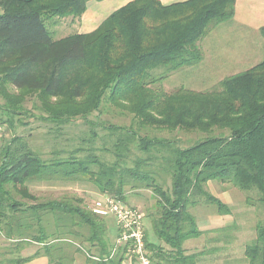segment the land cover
<instances>
[{
    "label": "trees",
    "instance_id": "1",
    "mask_svg": "<svg viewBox=\"0 0 264 264\" xmlns=\"http://www.w3.org/2000/svg\"><path fill=\"white\" fill-rule=\"evenodd\" d=\"M89 1L0 0V86L36 95L41 103L37 109L58 131L78 119L89 126L79 138L80 146L64 156L55 152L43 159L21 137L0 149V232L7 239L41 244L30 258L10 264L37 256L48 257L51 264H76L77 256L85 257L83 264L127 260L129 245L113 254L105 217L96 214L95 207L89 210L82 199L69 196L39 202L27 186L83 179L121 203L128 189L153 193L158 212L150 219L156 242L144 232L148 264H200L215 258L222 251L218 246L187 254L184 244L204 235L190 209L203 199L219 214L232 215L229 205L207 191L210 181L244 194L249 208H264V59L210 92H167L162 84L202 61V40L234 18L236 0L167 6L159 0H134L95 31L55 40L46 24L66 18L80 21ZM260 33L264 37V27ZM5 96L6 121L13 122L10 117L19 113L23 99ZM104 107L128 113L132 125L105 128L90 121ZM97 128L116 135L112 150L107 141L95 146ZM162 131L205 137L183 146L156 134ZM98 152L110 154L113 161ZM132 153L142 156L131 158ZM13 191L33 204L15 200ZM238 228L236 221L213 232L228 241ZM86 243L89 252L83 248ZM244 255L247 264H264V223L256 227Z\"/></svg>",
    "mask_w": 264,
    "mask_h": 264
},
{
    "label": "rangeland",
    "instance_id": "2",
    "mask_svg": "<svg viewBox=\"0 0 264 264\" xmlns=\"http://www.w3.org/2000/svg\"><path fill=\"white\" fill-rule=\"evenodd\" d=\"M96 2V1H95ZM1 13V10H0ZM107 15V14H106ZM79 21L72 22L70 18H66L59 21H50L46 24L48 30L52 32V36L55 40L76 34L79 32ZM234 20H229L217 25L219 27L216 30H220L217 39L211 41L202 40L200 46L203 52L202 61L197 66L184 68L174 74H172L163 84L162 87L165 91L171 92L179 88L193 90L197 92H210L218 89L225 79L242 73L248 69L259 64L264 59V37L260 32H253V39L249 43H243L242 48L240 45V39L234 37L235 30L231 27H238ZM215 27V28H216ZM214 28V29H215ZM224 34L226 36L224 41ZM209 35V34H208ZM208 41V43H207ZM203 43V44H202ZM226 44L229 49L226 50ZM246 45H248L249 52L252 51V56H243L246 51ZM244 47V48H243ZM242 61H244L242 63ZM20 95L23 102L20 104L21 109H18L17 115H11L13 122H7L8 115L6 114V96L5 95ZM0 120L3 127V135L0 140V149L8 145L11 140L16 137H21L31 148L43 159H50L55 152H61L60 155L64 156L63 152L71 151L80 146L79 138L87 133L89 126H87L83 120H76L75 125L66 126L58 131L54 125L47 122L46 117L41 115V112L37 109L40 108L41 103L38 97L34 94L27 92H16L12 88H3L0 86ZM90 121L98 123L99 126L105 128L114 125L118 127L131 126L132 116L126 112L118 110L116 108L104 107L100 114L94 113L90 117ZM98 140H96V147L101 148L104 143L110 150L113 149V145L116 142V135L110 133V131L97 128ZM158 136L165 137L170 140H179L183 146L194 140L205 137L203 134L187 133L176 131L169 133L167 131L156 132ZM105 141V142H104ZM85 145H81L84 147ZM105 160L113 161V157L106 152H98ZM131 158L134 156H142L139 153H132ZM28 188L30 193L37 197L39 202H46L51 200H60L63 197H76L82 199L84 205L91 210L96 207L98 203L105 204L107 197H104L98 189L86 179L73 182H59V183H41L32 182L29 183ZM207 191L213 196L219 198L224 204H228L232 209V221H238L239 228L232 232V237L228 241L224 239V235L213 232V226H208L203 231L201 226H207L203 223L207 221L210 216L218 214L216 207L210 204H206L203 199L195 207L190 209V212L195 217L199 229L204 232V235L200 238L187 241L185 248L187 254L202 249H210L211 247L218 246L222 251H218L215 258L203 259L200 264H247L245 259L244 250L255 237L256 227L258 224L264 223V208L257 206V208H249L245 202V195L237 191L234 188L222 184L218 181H210L207 184ZM12 197L27 205L33 203L23 201L16 192H12ZM125 200L122 205L137 210L142 216V222L144 229L149 237L150 241H155L152 236L151 219L158 212L156 199L150 190H130L128 189L125 195ZM96 204V205H95ZM108 227V236L111 244L116 246L119 243L118 228L114 215H108L104 218ZM210 225V224H209ZM54 228L50 229L53 232ZM229 234V233H228ZM236 235V237H234ZM7 239L5 232H0V262L25 258L35 254L41 248V244L27 243L21 241V239ZM213 238H221L222 242L213 244L211 241ZM229 244V245H227ZM165 246L164 244H161ZM78 247V244H75ZM120 246V245H119ZM124 247V246H123ZM85 251L89 252L90 244H83ZM166 249L169 247L165 246ZM115 249L113 254H115ZM93 252V251H92ZM13 254V257H11ZM87 258L89 257L86 254ZM135 257L127 255V260L135 264ZM76 264H83L86 260L85 257L77 256ZM136 264H141L136 259Z\"/></svg>",
    "mask_w": 264,
    "mask_h": 264
},
{
    "label": "crops",
    "instance_id": "3",
    "mask_svg": "<svg viewBox=\"0 0 264 264\" xmlns=\"http://www.w3.org/2000/svg\"><path fill=\"white\" fill-rule=\"evenodd\" d=\"M131 1L134 0H103L101 2H97V1L95 2L94 0H90L86 5L85 13L81 17L80 21L77 23L79 25L78 33L88 34L95 31L111 14H113L115 11L122 8ZM159 1L163 5L167 6L174 3L185 2L188 0H159ZM232 20H234L235 23L239 25L238 27H231V28L235 30L234 37L240 39V45L238 47L242 48L243 43L246 44L252 41L253 32H260V29L264 27V0H236L235 16ZM219 27L213 29L210 32V34L206 36L205 39L209 40L210 37H211V41L213 39H217L220 30H216V29H218ZM226 36L229 37V35L224 34L223 36L224 41L228 39L226 38ZM245 47H246V51L242 55L249 57L252 56L254 52L252 51L249 52L250 47L248 45H246ZM227 49H229V47L226 44V50ZM243 62L244 61H242V63ZM203 224L207 225V226H203V225L201 226L203 231L207 229L208 226H213V230H216V229L232 226L234 224V221H232V215L223 216L218 213L213 215V217L210 216V218L207 221H205ZM198 227H200L199 224ZM117 232H118V228L116 230V235ZM10 255H12L11 257H13V254ZM31 256L21 259H27L30 258ZM12 261L13 258H11V260L9 261L0 262V264H10ZM23 264H51V263L48 257L37 256V257H33L32 259H30L29 261ZM123 264H133V263H131L130 261H125L123 262Z\"/></svg>",
    "mask_w": 264,
    "mask_h": 264
},
{
    "label": "built area",
    "instance_id": "4",
    "mask_svg": "<svg viewBox=\"0 0 264 264\" xmlns=\"http://www.w3.org/2000/svg\"><path fill=\"white\" fill-rule=\"evenodd\" d=\"M3 135V127L0 125V139ZM96 205V204H95ZM98 203L94 212L101 216L114 215L119 230V243L116 244L115 250L119 247L129 245L128 256L135 257L141 264H148L145 249V229L142 222L141 214L133 209L122 205L121 202L107 198L105 204L100 206ZM120 245V246H119Z\"/></svg>",
    "mask_w": 264,
    "mask_h": 264
}]
</instances>
